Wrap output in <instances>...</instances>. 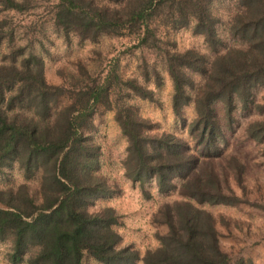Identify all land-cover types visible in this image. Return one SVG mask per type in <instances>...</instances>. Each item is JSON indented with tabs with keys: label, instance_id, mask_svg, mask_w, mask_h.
I'll return each instance as SVG.
<instances>
[{
	"label": "trees",
	"instance_id": "16d2710c",
	"mask_svg": "<svg viewBox=\"0 0 264 264\" xmlns=\"http://www.w3.org/2000/svg\"><path fill=\"white\" fill-rule=\"evenodd\" d=\"M40 6L64 40L69 34L89 41L109 34L155 48L159 28L189 27L200 35L205 51L162 50L170 108L188 139L155 130L131 102L154 101L153 91L134 77L122 78L110 61L106 69L77 62L60 82L46 81L42 56L32 40L20 43L24 36L9 18L34 16ZM33 28L44 35L38 21L27 30ZM1 49L0 177L7 180L13 170L21 176L0 186L5 264H86V257L99 264H252L241 226L247 223L211 210L264 209L261 185L251 184L245 161L226 151L215 105L222 106L231 130L235 112L257 116L244 123L242 135L264 141V103L254 98L264 88V0H0ZM98 106L113 111L125 138L123 176L146 198L147 186L176 195L151 214L164 229L154 232V246L142 253L121 244L112 207L94 206L120 191L100 171L92 122ZM186 106L193 111L188 120ZM257 235L264 242V228ZM224 236L242 245L224 248Z\"/></svg>",
	"mask_w": 264,
	"mask_h": 264
},
{
	"label": "rangeland",
	"instance_id": "374dc122",
	"mask_svg": "<svg viewBox=\"0 0 264 264\" xmlns=\"http://www.w3.org/2000/svg\"><path fill=\"white\" fill-rule=\"evenodd\" d=\"M42 9L43 6L35 9L37 11L34 16L10 15L9 18L17 21L18 28L16 30L19 35L24 36L20 43H24L25 39L32 40L34 51L42 56L43 74L46 81L60 82L63 72L73 70L77 62H82L87 67L96 64L95 67L103 66L106 69L109 64L105 65L104 63L107 64L110 61L115 65L116 72L122 78L134 77L153 91L154 101L139 97L131 99L139 114L149 118L155 124V130L171 132L188 139L186 132L178 125L170 108L171 85L165 70L162 50L167 48L181 51L193 48L205 51L206 46L200 35L193 34L189 27L169 30L159 28L156 33L159 40L155 48L134 46L131 36L109 34H101L95 41L82 40L69 34L68 40H64L48 17L41 16ZM34 21H38L41 25L45 32L44 35L36 34L37 30L34 28L32 31L27 30V27ZM29 22L30 24H28ZM4 49L0 51H4ZM152 68H154V72ZM143 72H147L148 77L144 78ZM254 98L257 102L264 103V88L257 89ZM215 108L228 137L229 144L226 151L237 154L245 161L250 183L258 182L261 185L259 194L264 196V141L257 143L242 135L244 123L258 117L255 115L243 116L241 113L235 112L236 121L231 124V130L230 127L227 128L222 106L216 104ZM182 113L187 120L193 116L190 106H186ZM92 122L94 126L93 140L98 144L101 152L100 171L114 178L120 188V191L111 197L98 200L94 206L112 207L119 215L121 222L117 226L121 244L130 243L142 253L145 248L154 246L156 242L154 232H161L164 229L161 225L151 221V214L160 203L175 198L176 195L174 192L158 194L152 187L147 186L150 197H144L138 187L133 186L123 176L120 162L124 155L125 138L113 119V111L100 106L96 107ZM3 178L0 177V186L6 182L14 184L21 181V176L16 170L6 177L8 181H3ZM93 209L94 207L90 208V210ZM211 210L214 214L225 213L247 223V227L245 224L241 226L243 229L246 228L244 240L250 244L248 254L252 264H264V242L259 240L257 235L258 230L264 228V209L243 205L237 207L215 206ZM221 240L224 248H228L230 245L241 246L243 242L241 239L231 236H224ZM7 247V241L0 242V264H5L4 252ZM84 261L86 264H99L89 257H86ZM136 264L141 263L137 262Z\"/></svg>",
	"mask_w": 264,
	"mask_h": 264
}]
</instances>
